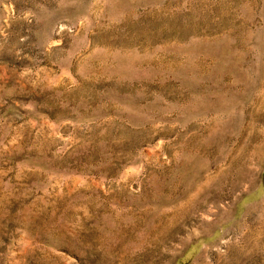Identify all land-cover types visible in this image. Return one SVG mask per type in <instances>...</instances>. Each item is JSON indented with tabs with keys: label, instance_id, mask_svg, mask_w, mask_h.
Wrapping results in <instances>:
<instances>
[{
	"label": "rangeland",
	"instance_id": "374dc122",
	"mask_svg": "<svg viewBox=\"0 0 264 264\" xmlns=\"http://www.w3.org/2000/svg\"><path fill=\"white\" fill-rule=\"evenodd\" d=\"M263 210L264 0H0V264H264Z\"/></svg>",
	"mask_w": 264,
	"mask_h": 264
},
{
	"label": "bare ground",
	"instance_id": "6f19581e",
	"mask_svg": "<svg viewBox=\"0 0 264 264\" xmlns=\"http://www.w3.org/2000/svg\"><path fill=\"white\" fill-rule=\"evenodd\" d=\"M264 211V210H263ZM260 215V214H259ZM261 217V216H260ZM256 219V218H255ZM248 222V221H247ZM251 223V222H250ZM249 224V223H248ZM247 226V225H246ZM248 228V227H247ZM246 229V228H245ZM249 229H250V227H249ZM253 229V228H252ZM263 230V229H262ZM251 231V230H250ZM258 231V230H257ZM252 232V231H251ZM254 233V232H253ZM260 233V232H259ZM248 235V234H247ZM251 235V234H250ZM257 235H259L258 233H257ZM261 236V235H260ZM263 236V235H262ZM247 238H248V236H247ZM249 238H250V236H249ZM255 238V237H254ZM251 239V238H250ZM242 240V239H241ZM264 240V239H263ZM245 241V240H244ZM255 241V240H254ZM244 243V242H243ZM248 243V242H247ZM249 243H250V241H249ZM255 243V242H254ZM242 246V245H241ZM250 246V245H249ZM253 246H254V244H253ZM257 246V245H256ZM259 246V245H258ZM235 247V244L234 243H231L230 245H229V249L230 250H232L233 248ZM246 247V246H245ZM248 247V246H247ZM241 248V247H240ZM254 248V247H253ZM258 248V247H257ZM237 249V248H236ZM245 249V248H244ZM251 249V248H250ZM235 250V249H234ZM243 250V249H242ZM246 250V249H245ZM244 250V251H245ZM248 250V249H247ZM233 251V250H232ZM231 251V252H232ZM247 252H249V251H247ZM251 252V251H250ZM249 252V253H250ZM242 253H244V252H242ZM230 255H231V253H230ZM233 255V254H232ZM239 259V258H238ZM246 259V258H245Z\"/></svg>",
	"mask_w": 264,
	"mask_h": 264
}]
</instances>
